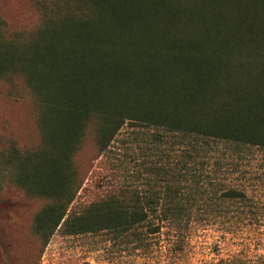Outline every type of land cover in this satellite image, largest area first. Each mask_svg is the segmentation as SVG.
<instances>
[{
	"label": "trees",
	"instance_id": "16d2710c",
	"mask_svg": "<svg viewBox=\"0 0 264 264\" xmlns=\"http://www.w3.org/2000/svg\"><path fill=\"white\" fill-rule=\"evenodd\" d=\"M34 3L41 24L31 32H10L0 18V81L30 88L42 144L1 149L0 165L46 202L34 223L41 254L56 232L127 235L157 210L125 191L72 209L82 188L74 158L91 131L100 155L127 124L264 150V0ZM166 198L165 219L180 220L181 199Z\"/></svg>",
	"mask_w": 264,
	"mask_h": 264
},
{
	"label": "rangeland",
	"instance_id": "374dc122",
	"mask_svg": "<svg viewBox=\"0 0 264 264\" xmlns=\"http://www.w3.org/2000/svg\"><path fill=\"white\" fill-rule=\"evenodd\" d=\"M34 1L0 0L8 31L31 32L41 24ZM38 112L23 79L0 81V150L39 147ZM2 160L0 264H264L263 149L196 144L127 124L100 155L91 131L74 158L82 188L72 209L125 191L151 199L157 210L127 235L56 232L42 254L34 223L46 202L15 187V172ZM229 190L245 197L229 200L224 197ZM167 194L179 196L185 206L178 221L163 215Z\"/></svg>",
	"mask_w": 264,
	"mask_h": 264
}]
</instances>
